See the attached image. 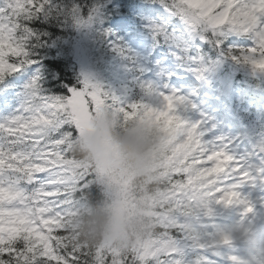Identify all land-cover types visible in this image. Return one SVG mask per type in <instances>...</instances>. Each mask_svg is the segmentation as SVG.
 Listing matches in <instances>:
<instances>
[{"label":"snow or ice","instance_id":"snow-or-ice-1","mask_svg":"<svg viewBox=\"0 0 264 264\" xmlns=\"http://www.w3.org/2000/svg\"><path fill=\"white\" fill-rule=\"evenodd\" d=\"M160 2L201 39L217 37V46L226 33L249 36V46L228 54L264 73V0ZM97 11L92 8L85 16V9L74 5L69 14L80 25L92 22ZM59 12L54 0H0V82L37 67L32 49L42 40L40 21ZM155 31L165 33L162 25ZM113 50L124 51L118 45ZM142 87L156 104L144 99L122 103L87 77L66 94L53 95L44 90L38 72L32 76L25 103L0 122V264H218L221 259L264 264L218 250L235 239L222 230L227 219L216 206H243L241 215L254 210L238 191L249 172L225 147L206 145L197 124L186 126L180 116L184 97ZM105 108L117 111L125 124L147 121L167 135L158 187L144 189L126 166L93 163L76 151L77 138ZM102 194L124 204L142 202L152 228L119 245L81 242L71 222L82 201ZM173 214L187 221L178 222ZM189 252L199 254L187 259Z\"/></svg>","mask_w":264,"mask_h":264},{"label":"clouds","instance_id":"clouds-1","mask_svg":"<svg viewBox=\"0 0 264 264\" xmlns=\"http://www.w3.org/2000/svg\"><path fill=\"white\" fill-rule=\"evenodd\" d=\"M155 134L150 133L138 120H131L121 130V116L105 108L97 118L92 130L75 145L77 152L91 162L108 161L117 166H126L140 173L150 163L149 152L155 146ZM147 218L129 217L106 205L91 206L72 221V230L81 242L93 245L100 242L123 244L143 235Z\"/></svg>","mask_w":264,"mask_h":264},{"label":"trees","instance_id":"trees-1","mask_svg":"<svg viewBox=\"0 0 264 264\" xmlns=\"http://www.w3.org/2000/svg\"><path fill=\"white\" fill-rule=\"evenodd\" d=\"M86 1L88 0H54V3L59 6L60 12L54 14L48 19H42L40 21V27L37 29V31L39 32L40 37H42V40L40 41L39 47L32 49V51L36 54V59L38 62L37 67L35 69H31L30 67H25L24 69H22V71L29 70V72L31 73L29 75V80L24 84L26 94L28 91L27 85L32 79V76L37 72L42 76L44 90L53 95L66 94L67 88L75 87L81 82L74 56L69 55L64 50H62L59 43L65 41L64 39L72 34L73 30L76 28V23L74 22L73 17L69 14V10L72 8V6L77 4L85 5ZM218 38L222 41L219 47L221 49H225L226 36ZM217 47L218 46L215 43L213 51H215ZM230 68L233 72L241 73L237 65H232L230 66ZM15 75L16 73L8 75L7 78L9 79L11 77H14ZM243 75L247 77V74L243 73ZM139 123L146 126L145 122L141 123L139 121ZM127 124L124 123L121 116V130L126 129ZM148 127L149 126H146L147 130L150 133H154L156 139L155 146L149 152L150 163L148 164V173L145 174L144 169L142 172L137 173L127 167V169L130 170L134 181L142 185L144 189H148L149 187H158L160 177L162 175L161 170L163 165L165 164L164 156L168 148V140L166 138L158 136L155 131L149 130ZM80 140L81 139L78 137L76 144ZM85 159L91 161L87 157H85ZM135 204L139 205L138 208L140 212H137L136 214H134V216L145 217L146 213L143 210L142 203L139 201L132 202V206H137ZM80 205H83L86 209L91 206L106 205L110 208V210L114 211L112 204L110 206L104 194H102L97 199H86L82 201ZM173 218L178 222L187 221V218L179 214H173ZM147 221L148 223L144 225V227L149 230L153 225L152 221L149 218H147ZM159 231L161 230L158 228L157 232ZM198 254L199 253L196 252H189L187 253V259H191Z\"/></svg>","mask_w":264,"mask_h":264},{"label":"rangeland","instance_id":"rangeland-1","mask_svg":"<svg viewBox=\"0 0 264 264\" xmlns=\"http://www.w3.org/2000/svg\"><path fill=\"white\" fill-rule=\"evenodd\" d=\"M177 22H178L182 27H183V26H186V30H187V32H188V30H189V32H188V37H189L191 40H193V42H194L195 44H198V42H199L200 40H203V39H201L200 35H198V36H197V41H196V32H193L191 29H189V27H188L186 24H184L181 20H178ZM184 30H185V29H184ZM110 42H111V43H114V39L112 38V39L110 40ZM114 45H116V44H114ZM114 45H113V46H114ZM113 46L110 47L109 52H110V55H111L112 59H114V61H115L114 64H116V55H118L119 52H118V51H114V50H113ZM78 56H79V58H80V60H81L82 55H81V53H80L79 51H78ZM78 62H79V60H78ZM79 65H80V64H79ZM80 68L82 69V70H81L82 78L84 79L85 77H87V78H89L90 80H92V74H91V72L89 71V69H87V67H86V62H85L84 60H81ZM153 69L156 71V76H158V77H160V78H163V77H161V74H159V71H158V60H157V59H155L154 62H153L152 64H150V66H149V68H148V71H151V72H152ZM115 74H116V67H115ZM209 75L215 76V75H216V71H214V70L212 69V70L209 72ZM164 79H167V77H164ZM120 83H121V82H120ZM116 93H118V94L121 95V97L123 98V103H125V101H126L125 99H128L129 96H130L129 88H128L125 84H120V86L116 87ZM184 93H185V91H184ZM184 100H185V105H191L192 107H195V106H193L192 103L190 102L191 99L189 98V96H188L186 93L184 94ZM97 118H99L98 115L95 116V117L92 119L91 124H90V129H89L88 131H86V132H89V131L92 130L93 123H94V121H95ZM191 122H192V124H193V123L197 124V123L194 121V119H192V118H191ZM197 125H198V124H197ZM198 130H199L198 132H202V133H203V131H202V129L200 128L199 125H198ZM86 132H85V133H86ZM224 132H225V131L220 130L219 133H224ZM85 133L83 134V136L85 135ZM201 138H202V140H203L205 143H207V140L205 139L204 135H203ZM98 161H99V160H98ZM98 161H97V162H98ZM110 197L114 200V202H115L116 205H117L116 212H118V213H124V214H126V215L128 216V215H129L128 205H127V204H124V203H122V202H118V201H116L112 196H110ZM243 228H244V226L241 225V227H240L239 229L242 230ZM227 229H228V230H232V226H228ZM232 255H234V253H232Z\"/></svg>","mask_w":264,"mask_h":264}]
</instances>
